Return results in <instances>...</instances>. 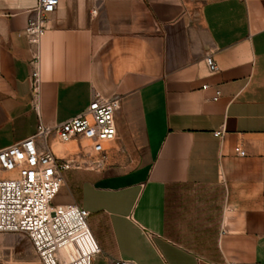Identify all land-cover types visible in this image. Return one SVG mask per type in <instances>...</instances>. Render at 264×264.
<instances>
[{"label": "crops", "instance_id": "crops-1", "mask_svg": "<svg viewBox=\"0 0 264 264\" xmlns=\"http://www.w3.org/2000/svg\"><path fill=\"white\" fill-rule=\"evenodd\" d=\"M35 5L0 0V148L118 97L104 167L59 191L89 212L100 260L264 264V0H58L38 48ZM47 143L91 161L81 138Z\"/></svg>", "mask_w": 264, "mask_h": 264}, {"label": "built area", "instance_id": "built-area-1", "mask_svg": "<svg viewBox=\"0 0 264 264\" xmlns=\"http://www.w3.org/2000/svg\"><path fill=\"white\" fill-rule=\"evenodd\" d=\"M57 5L58 0H36L35 7L28 10L23 35L29 44L39 47L47 20ZM204 62L210 74L218 71L211 55H206ZM37 63L38 57H34L31 64L35 67L29 77L35 98L40 91ZM220 95L215 90L212 101H217ZM119 109L118 97L94 99L78 115L54 129L38 123L31 136L0 148V234L26 235L41 264H94L100 257L101 251L88 225L89 212L75 203L53 205L52 201L64 185L65 171L104 167L105 144L117 136L115 115ZM52 133L62 144L83 139L91 161L81 159L79 152L72 157L57 158L47 143ZM213 136L221 139L223 129ZM111 264L134 263L113 259Z\"/></svg>", "mask_w": 264, "mask_h": 264}, {"label": "rangeland", "instance_id": "rangeland-1", "mask_svg": "<svg viewBox=\"0 0 264 264\" xmlns=\"http://www.w3.org/2000/svg\"><path fill=\"white\" fill-rule=\"evenodd\" d=\"M68 197L58 193L53 205L62 204ZM0 264H41L31 244L24 234H0ZM94 264H104L100 257Z\"/></svg>", "mask_w": 264, "mask_h": 264}, {"label": "bare ground", "instance_id": "bare-ground-1", "mask_svg": "<svg viewBox=\"0 0 264 264\" xmlns=\"http://www.w3.org/2000/svg\"><path fill=\"white\" fill-rule=\"evenodd\" d=\"M56 153L60 152V151H55Z\"/></svg>", "mask_w": 264, "mask_h": 264}]
</instances>
